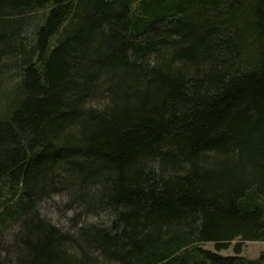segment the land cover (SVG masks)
I'll return each mask as SVG.
<instances>
[{
	"label": "trees",
	"instance_id": "16d2710c",
	"mask_svg": "<svg viewBox=\"0 0 264 264\" xmlns=\"http://www.w3.org/2000/svg\"><path fill=\"white\" fill-rule=\"evenodd\" d=\"M60 191L109 219L55 224ZM0 239V264H264V0H0Z\"/></svg>",
	"mask_w": 264,
	"mask_h": 264
},
{
	"label": "rangeland",
	"instance_id": "374dc122",
	"mask_svg": "<svg viewBox=\"0 0 264 264\" xmlns=\"http://www.w3.org/2000/svg\"><path fill=\"white\" fill-rule=\"evenodd\" d=\"M39 212L52 220L55 224L63 227L66 230L74 231L75 223L79 225L83 221L98 222L107 221L109 219V213L100 212L99 214H89L81 215L79 213L80 209L69 199L67 192H57L50 194L43 200L39 201L37 204ZM80 218L79 223L75 219ZM76 221V222H75ZM18 229V223L10 220L6 223L5 229L2 232V240L8 242L12 239V235ZM0 239V240H1ZM207 247H212V244H206ZM213 248V247H212ZM222 254H235L233 244L227 248L220 250ZM264 253V241H247L242 247V252L240 254L249 257H258Z\"/></svg>",
	"mask_w": 264,
	"mask_h": 264
}]
</instances>
